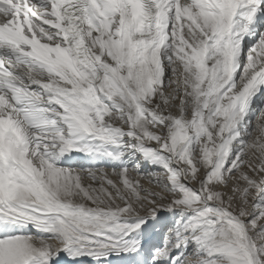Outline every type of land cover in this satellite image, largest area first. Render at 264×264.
<instances>
[{
    "label": "snow or ice",
    "instance_id": "1",
    "mask_svg": "<svg viewBox=\"0 0 264 264\" xmlns=\"http://www.w3.org/2000/svg\"><path fill=\"white\" fill-rule=\"evenodd\" d=\"M0 264H264V0H0Z\"/></svg>",
    "mask_w": 264,
    "mask_h": 264
}]
</instances>
